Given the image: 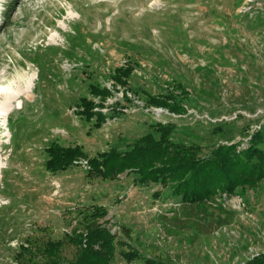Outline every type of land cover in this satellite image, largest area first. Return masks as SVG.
Masks as SVG:
<instances>
[{"label": "rangeland", "instance_id": "1", "mask_svg": "<svg viewBox=\"0 0 264 264\" xmlns=\"http://www.w3.org/2000/svg\"><path fill=\"white\" fill-rule=\"evenodd\" d=\"M0 11V86L18 72L28 80L0 118V264H41L34 247L49 241L75 260L69 236L95 207L117 235L111 264H245L264 254V180L191 203L135 175L91 176L85 159L58 175L46 168L54 143L90 158L126 152L159 123L175 124L172 139L202 156L247 148L264 129V0H0ZM121 67L134 70L124 89L113 79ZM93 86L114 92L101 127L79 114L83 98L100 102ZM150 96L188 113L151 107Z\"/></svg>", "mask_w": 264, "mask_h": 264}, {"label": "trees", "instance_id": "2", "mask_svg": "<svg viewBox=\"0 0 264 264\" xmlns=\"http://www.w3.org/2000/svg\"><path fill=\"white\" fill-rule=\"evenodd\" d=\"M133 71L130 67L119 68L113 77L116 88L128 87ZM179 88L181 94H188L182 87ZM113 93L109 88L93 86L91 94L100 102L83 98L80 116L87 121L96 118V125L101 127L107 118L100 109L105 108ZM128 94H132V97ZM133 97L137 98L133 90H125V101L134 104ZM148 104L176 115L188 113L187 108L173 98L150 96ZM153 128L154 133L138 139L131 150L120 152L113 148L93 158L82 147L54 143L46 150V168L53 175H58L76 167L77 161L85 159L91 167V176L116 181L122 175H135L136 184H163L191 203L204 202L224 194L233 195L239 188L253 187L264 180V129L252 135L247 148L242 149L241 143L219 145L208 156H202L201 146H190L172 139L175 124L159 123ZM89 213L84 214L85 231L76 229L69 236V242L78 248L77 258L72 261L66 259L62 254V243L49 241L34 247L41 264H111L116 252L117 235L100 222L108 213L103 207H95ZM124 257L132 262L138 259V254L131 250ZM145 264L157 262L149 259ZM245 264H264V254Z\"/></svg>", "mask_w": 264, "mask_h": 264}, {"label": "bare ground", "instance_id": "3", "mask_svg": "<svg viewBox=\"0 0 264 264\" xmlns=\"http://www.w3.org/2000/svg\"><path fill=\"white\" fill-rule=\"evenodd\" d=\"M3 14L4 13L2 12V15ZM145 14H146L145 12L142 13L141 17H137V19L144 18ZM2 20H3V18H0V23L2 22ZM104 24H105V22H102L101 25L104 26ZM110 27H111V25H110ZM27 81L24 80L23 75L20 72H18L17 75L14 77V79L11 82H9L3 86H0V94H3V99L5 101L4 104H0V118H2V116L8 114L9 112H11L13 110L14 103L20 97V88L26 86ZM3 129H4V127L0 126V130H3ZM3 138L4 137H2L1 139H3ZM2 168H3V166L0 164V170Z\"/></svg>", "mask_w": 264, "mask_h": 264}, {"label": "built area", "instance_id": "4", "mask_svg": "<svg viewBox=\"0 0 264 264\" xmlns=\"http://www.w3.org/2000/svg\"><path fill=\"white\" fill-rule=\"evenodd\" d=\"M81 164H83L84 166H86V162L85 161H81Z\"/></svg>", "mask_w": 264, "mask_h": 264}]
</instances>
